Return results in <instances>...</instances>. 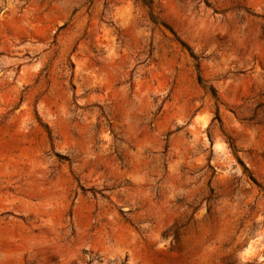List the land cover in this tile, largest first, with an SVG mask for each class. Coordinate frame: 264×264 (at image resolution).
Wrapping results in <instances>:
<instances>
[{"label":"rangeland","instance_id":"obj_1","mask_svg":"<svg viewBox=\"0 0 264 264\" xmlns=\"http://www.w3.org/2000/svg\"><path fill=\"white\" fill-rule=\"evenodd\" d=\"M0 264H264V0H0Z\"/></svg>","mask_w":264,"mask_h":264}]
</instances>
